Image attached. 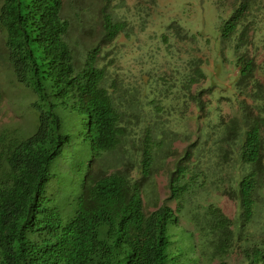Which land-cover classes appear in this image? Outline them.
Wrapping results in <instances>:
<instances>
[{
  "label": "trees",
  "instance_id": "trees-1",
  "mask_svg": "<svg viewBox=\"0 0 264 264\" xmlns=\"http://www.w3.org/2000/svg\"><path fill=\"white\" fill-rule=\"evenodd\" d=\"M102 1L100 47L79 65L64 0H0L4 57L33 93L36 116L33 132L7 127L0 134V264H229L236 251L243 264H264V238H249L253 228L264 233V87L249 52L261 0L232 1L218 28L234 52L236 89L251 87L246 94L257 105L240 101L239 117L220 119L179 156L169 178L176 209L154 203L156 173L175 152L166 105L172 78L148 72L135 86L109 78L98 65L101 45L130 38L134 26ZM157 1L138 0L135 10ZM161 39L169 45V34ZM200 63L192 61L182 86L205 112L201 92L191 91L205 78ZM225 182L238 202L235 219L198 199Z\"/></svg>",
  "mask_w": 264,
  "mask_h": 264
},
{
  "label": "rangeland",
  "instance_id": "rangeland-1",
  "mask_svg": "<svg viewBox=\"0 0 264 264\" xmlns=\"http://www.w3.org/2000/svg\"><path fill=\"white\" fill-rule=\"evenodd\" d=\"M232 1L234 0H158L156 6L151 9L148 7V11L145 6L142 13H137L135 6L138 0H111L110 8L119 17L131 22L134 32L130 38L122 36L107 45H101L98 65L108 68L110 79L120 80L125 85H139L148 72L157 79L172 78L171 96L166 105L171 106L170 130L173 132L171 141L175 152L155 176L158 201L154 203L159 206L166 203L176 209V202L169 199V178L184 150L199 138L203 139L208 127L217 125L220 119L239 117L240 101L247 99L250 105H257L246 94L252 91L251 87L245 88L244 93L236 89L239 74L234 52L222 42L218 33L221 21L229 17L228 6ZM102 2L64 0L63 15L71 24L69 42L79 65L84 63L88 52L100 47L98 24ZM259 5L256 18L250 23L253 46H250L249 52L259 70L255 77L264 87V0L259 1ZM88 17H96V20L89 21ZM144 26L145 30L141 33ZM174 27L177 31L182 29L183 35L195 38L186 40L177 37ZM164 33L170 36L169 45L162 42L161 36ZM5 52L4 35L0 31V134L7 127L18 128L21 133L33 132L36 116L32 103L35 97L15 81L5 60ZM195 59L201 61L205 78L194 84L191 91L195 94L201 92L205 112L198 110L182 86V82H186V76L191 73L192 61ZM231 175L236 173L231 172ZM216 189L211 187L199 193L201 205L213 202L227 216L235 219L239 210L232 188L225 182L218 192ZM259 201L258 222L261 223L264 221V193ZM151 202L144 201L146 211L153 210ZM181 222L187 225L184 218H181ZM259 230V227L253 228L249 238H264V233ZM232 254L228 258L229 264L244 263L240 251Z\"/></svg>",
  "mask_w": 264,
  "mask_h": 264
}]
</instances>
